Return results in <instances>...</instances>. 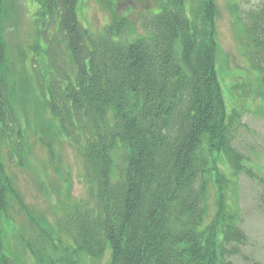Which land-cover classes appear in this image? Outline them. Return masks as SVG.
<instances>
[{
  "label": "trees",
  "instance_id": "16d2710c",
  "mask_svg": "<svg viewBox=\"0 0 264 264\" xmlns=\"http://www.w3.org/2000/svg\"><path fill=\"white\" fill-rule=\"evenodd\" d=\"M160 1L162 10L143 20L148 35L126 42L114 39L113 28L103 36L84 28L77 0H32L42 46L29 65L54 133L79 154L91 184L87 199L58 222L57 232L71 240L65 256L54 263L48 252L45 262L51 237L40 230L43 245L26 241L34 264H79L108 248L110 264H232L225 257L247 243L226 210L217 226L204 227L209 184L222 183L216 154L234 176L258 179L234 146L242 124L228 111L216 68V4ZM5 7L0 0V217L10 219L7 161L25 168L28 156L13 108L16 67L1 40ZM241 23L250 65L264 81V0ZM61 41L72 65L66 70L52 47ZM30 223L37 230L39 223ZM0 264L24 263L0 252Z\"/></svg>",
  "mask_w": 264,
  "mask_h": 264
},
{
  "label": "rangeland",
  "instance_id": "374dc122",
  "mask_svg": "<svg viewBox=\"0 0 264 264\" xmlns=\"http://www.w3.org/2000/svg\"><path fill=\"white\" fill-rule=\"evenodd\" d=\"M4 1L6 14L1 40L16 67L11 77L13 108L24 132L28 160L25 168L7 161L8 176L11 174L13 178L9 177L13 193L9 204L10 219L0 217V252L15 262L34 264L26 241L38 239V244L43 245L41 230L51 237L44 245L47 250V254H43L45 262L49 261V252L52 262L56 263L60 256H65V245L71 243L65 233L57 232L58 222L74 203L87 199L91 184L84 175L79 154L54 133L56 121L41 102L37 79L29 65L28 56L33 55L34 48L42 46L38 40L41 26H38L34 11L37 5L32 0ZM214 2L217 7L215 63L218 77L228 111L238 113L242 124L234 146L244 155V164L258 179L246 174L234 176L226 159L216 154L214 161L222 183L217 185L211 181L209 184L204 227L217 226L222 220L220 212L226 210L227 214L234 215L235 224L245 233L247 243L240 248L239 255H227L225 262L264 264V81L250 65L242 43L241 23L260 0ZM161 4L160 0H77L76 13L90 33L103 36L113 28L115 40L133 42L148 35L143 20L147 15L158 14L162 10ZM39 21L41 25L45 19ZM53 21L46 25L50 35L56 32ZM54 45L53 50L58 56L56 65L62 70L72 68L65 55V41ZM1 151H4L3 147ZM3 162L6 163L5 159ZM29 220L35 225L39 223L37 230ZM111 254L108 248L102 258L85 257L79 264H110ZM73 260L76 264L77 260Z\"/></svg>",
  "mask_w": 264,
  "mask_h": 264
}]
</instances>
